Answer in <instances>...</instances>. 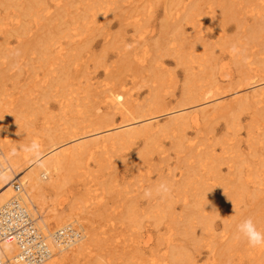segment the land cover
Masks as SVG:
<instances>
[{
	"label": "bare ground",
	"instance_id": "6f19581e",
	"mask_svg": "<svg viewBox=\"0 0 264 264\" xmlns=\"http://www.w3.org/2000/svg\"><path fill=\"white\" fill-rule=\"evenodd\" d=\"M133 3L0 0V264H264V246L246 248L248 241L238 232V225L248 218L264 232V207L258 200L264 180V89L236 97L229 111L221 104L196 108L227 91L239 93L240 88L264 80V53L260 66L252 69L247 68V57L237 52H180V27L176 31L180 39L175 38L178 49L164 52L185 72L180 98L174 104L166 97L161 64L145 67L154 74L155 84L148 86L143 103L134 93V82L127 87L129 83L121 81L102 91L89 80L75 82L79 73L80 79L89 78L90 60L104 64L93 54L82 59L88 32H93L97 22L109 23L105 18L110 13L129 19ZM199 3L185 11L193 23L206 2ZM241 3L264 11V0H226L219 15L235 16ZM190 8L197 14L189 12ZM188 17L184 15L183 26L190 22ZM259 20L263 24L251 29V37L264 35L262 14ZM124 58L132 63L129 55ZM196 58L198 68L193 66ZM226 59L236 66V75L226 70L229 62L220 65ZM14 69L19 71L13 73ZM217 69L221 79L216 77ZM24 72L25 95L16 98L7 86L23 82ZM28 95L37 96L31 101ZM52 98L65 113L60 120L72 124V129L57 125L47 111L44 105ZM43 106L50 124L45 131L53 148L36 157L24 147L32 144ZM101 107L104 114L98 113ZM83 110L86 116L76 123L74 114L82 115ZM164 112L169 116L161 122L157 118ZM217 115L228 120L226 133L241 129L247 116L248 152L226 135L225 144L218 141L204 150L188 138V129L197 134L201 121ZM206 129L212 130L209 124ZM94 134L95 139H88ZM164 136H172V145L185 154L178 179L154 165L155 153L165 152L159 143ZM136 145L137 152L129 161L147 175L148 183L135 191L125 185L115 189L120 185L116 176L98 180L101 188L91 184L92 162L103 177V169L120 166L116 156L132 153ZM77 179L81 182L75 184ZM161 184L167 185V193L157 191ZM147 190L150 196L145 195ZM180 200L183 205L177 212L174 204ZM244 200H251L254 208L242 212L239 204ZM32 230L34 239H20L19 235Z\"/></svg>",
	"mask_w": 264,
	"mask_h": 264
},
{
	"label": "rangeland",
	"instance_id": "374dc122",
	"mask_svg": "<svg viewBox=\"0 0 264 264\" xmlns=\"http://www.w3.org/2000/svg\"><path fill=\"white\" fill-rule=\"evenodd\" d=\"M236 1L239 3V0ZM204 2L206 3L202 6L200 14L194 13L192 8L188 10L189 12L199 15L195 17L196 20H194V23L192 21L193 19L188 17V13L185 11L190 4L196 3L200 6L199 0H134L132 10L128 14L131 15L129 19H125L124 16L117 17L115 13H110L109 18H105L109 23L97 22L94 24L95 27L92 28L93 32L90 33L89 31L88 37L84 36L85 39L83 41V43H85V48L82 49V59L84 58V60H86L91 54H93V56L97 55L104 60L103 66H98L94 60H90L89 63L91 66L88 68L89 78L84 77V80L80 79L81 73H79L75 82L81 81L82 84H85L86 81L89 80V83L92 84L95 89L100 91L108 87L117 86L121 81L126 80L127 83H129L127 87L132 86V82H134V93L137 94L138 101L143 103L145 99L148 98V86L155 84V78L153 77L154 74L152 75L151 71L145 67L161 64L163 65V71L165 69L164 72L166 74V97L167 100L170 102L172 101L173 103H171L174 104L176 100L180 98L185 72L183 66L181 64L178 65L173 56L164 55V52H176L178 49V40L175 38L177 36L176 31L180 27H182L180 29L183 31L181 39L183 46H181L182 48L180 52H195V54L196 52H218V54L222 52H237L238 54L247 57V68L252 67V69H255L259 67L260 59L264 56L262 54L261 57V53H264V35L262 34L260 36L251 37L250 32L252 28H257L261 23L263 24V22L259 20V16L261 14L264 16V11H258L259 7L257 6H249V4L241 3L236 7L235 16L231 15L224 17L223 15H219V13L221 5L226 2V0H202V4ZM184 15L188 17L190 22L187 21L188 24L183 26ZM123 19L127 23L120 24V21ZM116 35L119 36L116 42L110 41ZM177 38L179 37L177 36ZM126 55L131 57L130 61L132 63L127 64L129 61L127 58H124ZM201 57L203 56L197 58ZM197 58L193 62V66L198 68L200 61L198 62ZM162 60L163 63L161 62ZM224 63H228L225 65L227 66L226 70L231 69L234 71L235 75L237 74L236 66L231 60L229 61L226 59L220 63V65ZM125 65L128 67L131 65L132 67L126 69ZM219 67L221 66H218V68ZM226 70L223 72L224 76L228 73ZM18 71L19 70L14 69L13 73ZM216 77L218 79L223 77L219 70ZM256 79H258V77H256L255 80ZM21 80H23V82L18 84L10 82L7 86V89L9 88L8 90L11 91L16 98H23L25 95L24 88H22L23 85L28 83L25 72L22 74ZM222 83L223 82H221V84ZM224 85L227 84L224 83ZM250 86V88H240L243 90L239 89V93L235 94L234 92H237L238 90L227 91L222 97H220V99H218L217 96L215 97L217 99H211L208 102H205L202 106L196 108L202 109L204 106L211 109L215 105L221 104L222 108H227L229 111L231 110L230 105L235 103L236 97L252 93L255 90H259V88L264 89V80L261 79V81ZM225 89L228 90L230 88L227 87ZM225 89H222L223 92L226 91ZM35 96L37 95H28L31 101L36 99ZM32 103L35 104L34 102ZM44 106L48 109L47 111L52 113L55 117L57 125L72 129V127H70L72 124L66 123V120L64 119L60 120L61 117L65 116V113L62 111V107H60L56 98L50 99L49 103ZM44 106L40 111L41 114H38V121L36 123L37 128L32 133L35 140L39 143V155L36 157L47 155L53 148L50 145L49 133L47 134L45 131L46 126H49L50 124L47 122L48 115L46 116V114L48 112L44 114ZM94 112H97V110ZM98 113L104 114V107H101L100 110H98ZM164 113L165 114L160 115L157 118L161 122H164L169 116V114L166 115V112ZM86 114L87 113L83 110L82 115L74 114L76 118L72 119L77 123L80 117H85ZM244 116L245 115L243 114L242 117ZM246 117L242 120V128L231 130V133H226V122L228 120L224 117L217 115L216 117H211L208 121L207 119H204L201 121L200 132L196 134L194 129H188L187 136L199 145V148L204 150L207 147L213 148L214 146L212 144H217L218 141L224 143L223 136L226 135L233 138L242 150L248 152L247 147L249 141L245 128L247 124ZM117 118L119 119L117 122H120L121 118L119 116ZM207 124L212 128V132L206 129ZM102 132V134H105L103 130ZM102 134L99 133L97 135ZM99 137L101 138L102 136ZM95 138L96 134L92 137H88L90 140ZM33 139L31 142L34 141ZM172 140V136H164L161 138L159 143L163 147L160 148L165 150V152L163 154L160 152L155 153L154 165L158 168H163L165 173H168L169 171L172 172L175 178L178 179L181 172L180 160L185 157V154L184 152L179 153V151H177L179 149H176V146L172 145ZM72 144L73 143L67 146ZM220 145H216L215 148L220 150ZM65 147L66 146L62 149H65ZM102 147L103 146H100L98 149H101ZM136 147L137 145L134 146V149ZM102 149H104V147ZM127 152L129 153L130 151L127 150ZM136 152L137 150L135 149L132 153H129L124 157L116 156L117 159L115 163L118 165L120 164V166L107 170L103 169L104 171L102 172L106 174L103 177H100L101 173L97 171L95 162H92L89 169L94 172V175L92 177L91 175L88 176V178L93 179L91 184L101 188L102 183L99 182L100 180L116 176L117 183L120 185L115 187V189L121 188L123 185L127 186L132 191H135L137 188L140 189L142 183L145 182L146 184L148 182H146L147 175L145 173L142 175L139 171H136L137 168L132 166L129 161ZM224 172H226V169H224ZM87 174V172L86 174L84 173L85 178L87 177ZM78 181L81 182L80 179H77L75 184ZM262 183L263 184L259 185L260 197L258 200L261 206L264 207V180ZM109 184L112 183L109 182ZM251 202V200L242 201L239 204L241 211H248L251 210L252 207L254 208V203ZM181 203L182 200L174 204L177 212H180L182 209L181 207L183 204ZM245 247L249 248L251 246L246 243ZM251 248L253 249V247ZM204 252H206V249Z\"/></svg>",
	"mask_w": 264,
	"mask_h": 264
},
{
	"label": "clouds",
	"instance_id": "9594fccd",
	"mask_svg": "<svg viewBox=\"0 0 264 264\" xmlns=\"http://www.w3.org/2000/svg\"><path fill=\"white\" fill-rule=\"evenodd\" d=\"M24 151L30 152L33 154L39 153V144L36 141H33L30 146L24 147ZM160 193H167L169 188L165 184H161L157 190ZM146 196L151 195V191L147 190L145 192ZM238 232L242 234L248 241L249 246L256 248L264 246V232H261L257 229L251 218L244 220L238 225Z\"/></svg>",
	"mask_w": 264,
	"mask_h": 264
},
{
	"label": "built area",
	"instance_id": "2783aa9c",
	"mask_svg": "<svg viewBox=\"0 0 264 264\" xmlns=\"http://www.w3.org/2000/svg\"><path fill=\"white\" fill-rule=\"evenodd\" d=\"M19 230H22L21 228L18 227ZM20 239L23 240V239H26V240H32L34 239V237H36L35 233L33 232V230L27 234L26 236L22 237V235H19ZM25 245H27L26 243H24Z\"/></svg>",
	"mask_w": 264,
	"mask_h": 264
}]
</instances>
